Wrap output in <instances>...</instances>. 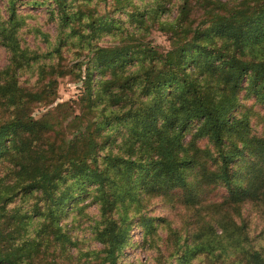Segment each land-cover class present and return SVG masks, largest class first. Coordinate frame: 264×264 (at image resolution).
<instances>
[{
    "label": "trees",
    "instance_id": "1",
    "mask_svg": "<svg viewBox=\"0 0 264 264\" xmlns=\"http://www.w3.org/2000/svg\"><path fill=\"white\" fill-rule=\"evenodd\" d=\"M1 48L0 264H264V0H0Z\"/></svg>",
    "mask_w": 264,
    "mask_h": 264
},
{
    "label": "rangeland",
    "instance_id": "2",
    "mask_svg": "<svg viewBox=\"0 0 264 264\" xmlns=\"http://www.w3.org/2000/svg\"><path fill=\"white\" fill-rule=\"evenodd\" d=\"M40 10L41 8L35 11H40ZM151 37L155 42L160 44L161 47L168 48L170 45V41L169 39H167V35L161 30H158L156 28L152 29ZM29 38H33V36L30 35ZM105 42L106 41H103V43ZM6 60H7V51L5 50V48H1L0 49V65H3L6 62ZM78 92H79V86L77 85L76 82L72 80L70 76H65L64 78H62L61 83H60V99L59 100L74 98ZM226 192L227 191L224 187L219 186V187H214L211 193L214 195L216 199H219V198H223ZM88 201H89V198L86 199L85 201H82L81 203H85ZM180 206L181 205L179 204L175 206L165 204L161 200L156 199L154 200V204L151 206L150 213L167 216L173 220V224L179 225V224H182L184 220V216H182L183 208ZM96 211H97L96 205L91 204V205H88V207L86 208L84 212H86L85 215H87V213L93 214ZM243 213L250 223L251 233L255 236L258 235V233L261 231V228L263 226L262 216L259 213V211H257V209H255L252 206V204L246 203L244 205ZM75 215H76V218H74ZM85 215L84 214H71L66 220L69 223V225H72V230L78 233L79 237H81L82 235H88L89 238L87 239V242H89L90 240H92L90 237L91 233H90V228H89L90 219L88 218V215L87 216ZM186 223H187V220L185 218V224ZM138 231L139 229L136 228V232ZM253 241L256 244L262 243L264 245V238L261 236H257L256 239L254 238ZM128 250L129 251H128V254L126 255L125 260L131 261L133 259L139 258L143 260L148 259V261L152 262V258H151L152 252L151 251L146 250L142 247H138V246L129 247Z\"/></svg>",
    "mask_w": 264,
    "mask_h": 264
}]
</instances>
